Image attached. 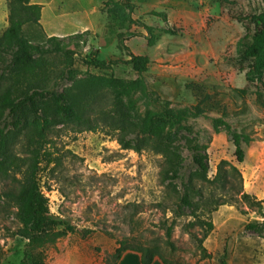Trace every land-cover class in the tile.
<instances>
[{"label":"rangeland","instance_id":"rangeland-1","mask_svg":"<svg viewBox=\"0 0 264 264\" xmlns=\"http://www.w3.org/2000/svg\"><path fill=\"white\" fill-rule=\"evenodd\" d=\"M35 1L43 6L53 4L60 16H49L47 7L42 28H25L34 43L44 41L47 33L66 38L89 32L84 43L70 45L76 52L71 71L75 78L114 75L127 81L138 79L129 65L98 70L83 63L94 52L107 61L128 59L118 36L121 26L110 27L121 12L113 3ZM122 1L133 6V19L151 26L160 36L151 46L141 36L147 34L145 28L132 25L129 34L138 35L124 42L135 55L150 58L144 86L134 94L140 112L155 109L156 101L176 109L201 103L206 112L188 122L207 147L209 180L214 182L198 185L205 197L213 195L228 203L211 215L203 209L198 212L215 226L203 241L205 253L200 246L205 232L194 225L188 211L180 209L181 191L161 182L160 156L123 150L104 124L95 131L71 125L53 128L47 135L43 152L50 156H46L40 174L50 210L67 222V229L38 236L34 246L27 248L29 241L14 235L23 228L14 217L16 209L11 208V218L0 217V264H21L26 250L30 259L43 253L45 264H115L114 255L121 243L154 248L170 264H264V236L246 230L248 224L263 221L264 80L255 84L247 81L252 61L244 59L239 48V42L251 39L256 31L253 18L264 13V0ZM152 12L167 13L168 25L181 34L159 33L167 24ZM67 84L72 82L67 80ZM104 107L108 110L111 106L105 103ZM216 118L250 137V143L243 145V163L237 161L227 133L216 131ZM24 144V137H20L12 146L14 153L21 154ZM184 155L191 170L186 150ZM220 166L221 175L214 181ZM11 186L10 180L0 181V192ZM242 193L253 200L244 201ZM256 202H261V207Z\"/></svg>","mask_w":264,"mask_h":264},{"label":"trees","instance_id":"trees-1","mask_svg":"<svg viewBox=\"0 0 264 264\" xmlns=\"http://www.w3.org/2000/svg\"><path fill=\"white\" fill-rule=\"evenodd\" d=\"M109 1L121 11L117 12L119 17L114 16L110 27L116 29L121 26L118 36L128 59L107 61L94 52L86 56L83 63L88 68L98 70L112 69L119 64L129 65L138 75L135 81L114 75L75 78L71 71L76 52L70 45L84 43L89 32L66 38L47 37L34 43L26 35L25 28H42L43 5L33 0H7L9 26L0 32V181L10 180L13 186L0 192V217L11 218L13 214L10 209H16L14 217L23 230L14 235L26 238L29 241L27 248L34 246L38 236L61 228L65 231L67 222L52 214L49 199L41 185L42 164L46 156H50H45L43 152L48 143L47 135L59 126H89L90 131H95L104 124L123 150L160 156L161 182L175 191H181L180 209L188 211L195 219L194 225L205 232L200 240L205 253L203 241L215 226L211 219L201 218L198 212L203 209V213L211 215L228 203L213 195L205 197L198 185L214 182L209 180L207 147L200 142L199 134L188 122L206 115V112L201 103L176 109L167 102L160 105L157 101L153 104L155 109L140 112L134 94L144 86L143 76L149 71L150 58L135 55L124 42L138 35L129 34L132 25L145 28L147 34L141 36L146 37L151 46L160 40V36L154 34L155 29L151 26L132 18L133 6L122 0ZM152 15L167 24L166 28L158 30L159 33L170 36L181 34V31L168 25L167 13L152 12ZM253 23H256V31L251 39L241 40L239 48L244 59L252 61L246 79L255 84L264 80V13L254 17ZM67 80L72 85L67 84ZM105 103L111 106L110 109L104 107ZM213 122L217 132L227 133L229 141L235 146L237 161L243 163V145L250 143V137L235 130L223 118H216ZM20 137L25 140L24 150L16 154L12 146ZM185 150L193 165L191 170L187 168ZM47 162L50 164L51 160ZM221 169L222 166L214 181L220 177ZM232 170L239 173L235 167ZM242 199L246 202L253 200L247 193H242ZM256 203L261 207V202ZM261 216L262 222L250 223L246 230L264 236V212ZM128 250L140 253L142 264H152L156 257L164 264H170L154 248L128 247L127 243L120 244L114 255L115 260H120ZM28 258L30 256L26 250L21 264H45L43 253L36 254L30 260Z\"/></svg>","mask_w":264,"mask_h":264},{"label":"crops","instance_id":"crops-1","mask_svg":"<svg viewBox=\"0 0 264 264\" xmlns=\"http://www.w3.org/2000/svg\"><path fill=\"white\" fill-rule=\"evenodd\" d=\"M33 2L43 5V3L36 2L35 0H33ZM47 7H48L47 12L49 16H51L52 14L56 16H60L59 14L56 13V10L53 7V4L49 6H43L41 23H43L44 14H45V10L47 9ZM8 15H9V12H8L7 0H0V32L5 30L9 26ZM47 36L52 37L54 35L47 33ZM115 264H142V255L138 252L128 250L122 255L120 260L115 262ZM152 264H164V263L161 259L156 257Z\"/></svg>","mask_w":264,"mask_h":264}]
</instances>
